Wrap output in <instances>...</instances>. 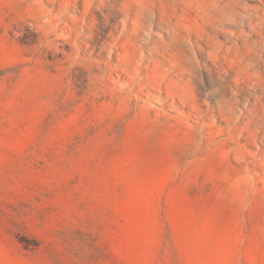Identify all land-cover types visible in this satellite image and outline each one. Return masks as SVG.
<instances>
[{
  "label": "rangeland",
  "instance_id": "rangeland-1",
  "mask_svg": "<svg viewBox=\"0 0 264 264\" xmlns=\"http://www.w3.org/2000/svg\"><path fill=\"white\" fill-rule=\"evenodd\" d=\"M0 264H264V0H0Z\"/></svg>",
  "mask_w": 264,
  "mask_h": 264
}]
</instances>
